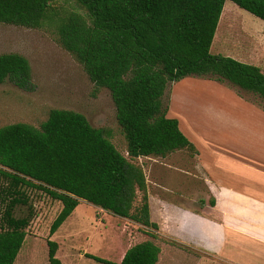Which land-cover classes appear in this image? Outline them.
I'll return each instance as SVG.
<instances>
[{"label": "trees", "instance_id": "trees-1", "mask_svg": "<svg viewBox=\"0 0 264 264\" xmlns=\"http://www.w3.org/2000/svg\"><path fill=\"white\" fill-rule=\"evenodd\" d=\"M55 1L0 0V24L55 26L60 45L98 88L110 91L133 160L197 152L180 122L168 117L163 99L172 83L209 79L264 101L261 68L211 53L226 2L264 21V0H75L88 17L54 12ZM9 79L20 87L30 84L26 57L0 55V85ZM0 167L12 172L0 169V264H15L26 240L30 219L15 217L18 206L29 204L26 189L62 203L50 237L81 201L159 231L151 219L143 169L80 113L56 109L40 128L25 123L0 128ZM139 194L141 206L135 209ZM47 245L50 264H63L57 257L59 244L49 239ZM160 255L155 242L145 241L129 248L121 263L87 257L101 264H158Z\"/></svg>", "mask_w": 264, "mask_h": 264}, {"label": "rangeland", "instance_id": "rangeland-1", "mask_svg": "<svg viewBox=\"0 0 264 264\" xmlns=\"http://www.w3.org/2000/svg\"><path fill=\"white\" fill-rule=\"evenodd\" d=\"M52 7L54 12L63 15L75 12L88 17L87 10L75 0H56ZM245 50L249 61L264 68V21L227 1L211 53L233 58ZM9 53L29 60L32 80L26 87L18 86L12 79L0 85V128L18 123L40 128L56 109L84 115L93 127L105 130L123 156L143 169L152 207L151 219L159 225V231H154L81 201L50 237L62 203L42 191L26 189L29 204L18 206L15 217L29 218L30 225L15 264H50L49 239L59 244L57 257L63 264H101L87 254L121 263L129 248L145 241H153L161 248L158 264H264V245L243 237L235 228L224 231L223 244L216 234L218 242L196 234L192 218L188 216L207 217L223 224L222 214L179 211L175 206L179 204L178 192L174 190L184 180H189L186 184L191 185V178L200 190L199 179L208 176L234 187H249L264 174V150L257 145L258 139L264 138V117L245 113L238 107L242 99L264 113L262 99L229 83L198 77L172 83L163 99L169 110L168 117L180 122L182 132L200 156L184 150L166 158L133 160L128 156L110 91L98 88L75 57L60 45L55 26L46 23L41 29H26L0 24V55ZM0 169L12 173L3 167ZM257 182L264 183V180ZM3 184L0 178V187ZM201 191L206 192L205 187ZM212 200L195 196L194 207L203 208L205 201L212 205ZM141 201L142 194H139L135 209L141 206ZM236 223V219H231L229 225ZM214 230H217L215 225Z\"/></svg>", "mask_w": 264, "mask_h": 264}, {"label": "crops", "instance_id": "crops-1", "mask_svg": "<svg viewBox=\"0 0 264 264\" xmlns=\"http://www.w3.org/2000/svg\"><path fill=\"white\" fill-rule=\"evenodd\" d=\"M247 37V35H245ZM249 46L245 47L248 49ZM247 51L242 53H237L235 60L240 61L245 64L254 65L262 69L264 68L258 66L248 60ZM241 104L238 106L245 113H252L255 116L260 115L264 117V113L259 109L249 105L241 99ZM260 129V127H259ZM258 129V130H259ZM264 134V132H263ZM257 145H259L264 150V138L258 139ZM197 150V149H196ZM198 157L200 156L197 150ZM181 170V169H178ZM264 172V171H263ZM260 175V173H259ZM264 174L260 178H256L249 184V187H234L231 183L224 181H216L215 178H200V190H198V185L196 180L192 179L193 176H188L191 178L190 184L189 180H184L180 186H174V190L178 192L179 204L175 205L179 211L184 213H209V212H219L222 214L223 224H216L214 221L209 220V218L198 217V215L188 216V219L192 218V223L194 224L195 233H200L202 238H208L209 241H214L223 244L225 241L224 231L228 228H235L236 232L255 240L256 242L264 245V183H259L257 180H264ZM203 179V180H202ZM205 187L206 192L201 191ZM199 196H205L207 198L213 199L212 205H203V208L197 209L194 207V198ZM176 204V202H175ZM167 204H164V206ZM168 206V205H167ZM150 205V211H151ZM152 215V212H151ZM235 215L234 217H232ZM231 219H236V225H229ZM155 223V222H154ZM217 230H214V225ZM163 230V228H162ZM221 230V232H220ZM175 231V229H174ZM215 231V232H214ZM173 232V231H172ZM219 232V234H217ZM216 234L218 237H216ZM176 235V234H173ZM218 238V239H217ZM207 240V239H206Z\"/></svg>", "mask_w": 264, "mask_h": 264}]
</instances>
